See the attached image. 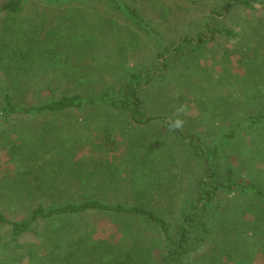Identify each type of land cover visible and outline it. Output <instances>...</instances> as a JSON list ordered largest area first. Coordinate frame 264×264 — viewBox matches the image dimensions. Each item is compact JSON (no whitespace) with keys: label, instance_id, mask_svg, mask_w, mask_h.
<instances>
[{"label":"rangeland","instance_id":"1","mask_svg":"<svg viewBox=\"0 0 264 264\" xmlns=\"http://www.w3.org/2000/svg\"><path fill=\"white\" fill-rule=\"evenodd\" d=\"M125 1L150 19L163 35V44L140 34L135 40L131 35L133 40L128 42L123 32L128 30L123 18L101 3L72 6L74 17L70 19V27L65 29L70 34L63 37L74 39L75 31L86 28L88 36L100 38L99 43L93 42L88 49L77 50V46L61 39L56 48L62 55L55 57L50 64L53 66L44 67V71L34 69L27 77L104 78L101 82L116 83L117 88L123 89L131 73H147L148 80L142 82V98L149 114L159 119L143 132V143L145 148L151 146L155 151L170 147L175 160L184 168L185 189L178 183H171L169 188L160 191L161 197L154 204L175 227L180 221V210L188 207L187 202L198 193H194L191 183L205 178V164L198 156L192 159L195 154L189 155V145L193 143L170 132L169 121L174 111L184 105L186 112L181 118L186 123L180 129L182 136L195 138L206 150L218 142L229 125L264 110V0H249L251 7L239 5L225 15H222V6L226 0ZM66 6L48 0H29L25 2V12L17 16V24L11 27L43 38L47 32L63 28L60 13ZM218 29H228L234 35L220 34ZM1 30L0 22V36L3 35ZM199 36L204 38L203 42L195 41ZM185 39L193 41L187 43ZM2 78L8 76L0 70ZM87 112H69L57 119L45 113L11 115L8 123L0 117V176L10 174L20 178L27 172L12 170L9 153L3 150L7 138L19 145L35 144L37 136L52 121L69 124V133L75 138L101 142L104 136L100 130L112 129L114 123L104 124V114L98 110L93 117ZM2 132L7 137L2 136ZM117 142L115 151L123 155L128 143L120 138ZM246 148L251 156L249 160L239 152ZM85 150L75 149L76 158L88 155ZM94 156L99 160L101 153ZM187 160L189 164L184 166ZM230 166L238 181H256V185L246 191L224 192L195 217L197 223L206 222V228L201 231L194 226L188 249L179 256L180 264H264V122L224 143L214 167L217 171L222 167L225 172ZM130 168V163L125 161L116 184L110 188L114 200L132 202ZM220 176L224 178L225 174ZM257 190L260 193H255ZM7 208V203L0 201V209L9 217L22 216L14 206ZM74 219L76 228L94 229L93 237L122 247L129 242V237L122 235L125 231L121 219L115 215L95 212ZM52 225L49 221H36L32 227L34 233L24 234L19 242L10 241L7 228H0V264H28L26 254L21 260L16 245H31L35 251ZM140 231L146 233L145 229ZM22 249L26 248L22 246Z\"/></svg>","mask_w":264,"mask_h":264},{"label":"trees","instance_id":"2","mask_svg":"<svg viewBox=\"0 0 264 264\" xmlns=\"http://www.w3.org/2000/svg\"><path fill=\"white\" fill-rule=\"evenodd\" d=\"M27 1L4 0L0 3L3 33L0 36V70L8 76L0 79V117L3 121L5 119L4 123H8L7 118L11 115L36 116L45 113L57 119L69 112L88 111V116L93 117L94 111L98 110L104 114L103 123L112 121L114 128L100 130L104 136L101 142L86 141L72 136L69 124L52 121L37 136L35 144L19 145L7 138L3 150L9 153L12 170L27 172L20 178L10 174L0 176V201L7 203V209L14 206L17 214L22 215L11 218L0 209V228H7L10 241L19 242L24 234L34 233L32 227L36 221L45 220L53 224L45 232L37 252L32 251L31 245H16L20 249L21 260L26 254L28 264H180L179 256L188 249L194 226L201 231L206 228V222L197 223L195 217L224 192L246 191L256 185V181H238L232 166L225 172L222 167L217 171L214 163L219 160L225 142L245 135L264 122V110L229 125L220 134L218 142L206 150L195 138L182 136L181 130L170 131L185 138L189 144L193 143V146L189 145V155L195 154L192 159L199 157L205 164V178L191 183L194 193H198L187 202L188 207L180 210L179 224L174 227L154 204L161 197L160 191L169 188L171 183H178L185 189L184 168L175 160L170 147L155 151L151 146L145 148L143 143V132L159 119L149 114L142 98V82L148 80L145 78L147 73H131L123 89L117 88L116 83L101 82L104 78L27 77L34 69L44 71V67L53 66L50 64L54 63L55 57L62 55L61 50L56 48L61 39L77 46V50L88 49L93 42L95 45L99 43L100 38L88 36L86 28L75 31L74 39L63 37L70 34L65 29L70 27V19L74 17L72 6L92 2L107 6L127 24L129 31L125 29L123 32L127 34L128 42L133 40L132 36L135 40L140 34L163 44V35L136 6L125 0H48L67 6L60 13L63 28L58 32H47L42 38L11 27L17 24V16L25 12ZM239 5L251 7L249 0H226L222 15ZM217 32L234 35L228 29H218ZM203 40L200 36L195 39L196 42ZM185 41L191 43L193 40ZM178 49L182 47L178 46ZM21 75L23 78H20ZM2 136L7 137L4 132ZM119 138L128 143L123 155L115 151ZM75 149H86L88 155L76 158ZM247 150L239 152L249 160L251 156ZM98 152L101 158L96 160L94 154ZM125 161L131 167V203L114 200L110 190L116 184ZM188 164L187 160L184 166ZM222 174H225L224 178L220 176ZM72 186L76 189H70ZM255 193H260V190ZM95 212L121 219L125 231L122 235L129 237L126 247L93 237L94 229L76 228L74 218ZM142 229L146 230L145 234L141 233Z\"/></svg>","mask_w":264,"mask_h":264},{"label":"clouds","instance_id":"3","mask_svg":"<svg viewBox=\"0 0 264 264\" xmlns=\"http://www.w3.org/2000/svg\"><path fill=\"white\" fill-rule=\"evenodd\" d=\"M186 108L184 105H181L173 113V119L169 121L168 128L170 131L180 130L184 127L186 121L181 117L185 114Z\"/></svg>","mask_w":264,"mask_h":264}]
</instances>
